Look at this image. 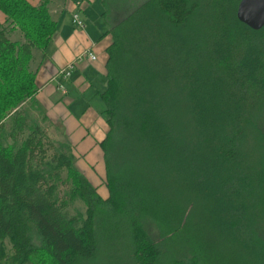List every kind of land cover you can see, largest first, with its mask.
I'll return each instance as SVG.
<instances>
[{
    "label": "trees",
    "instance_id": "16d2710c",
    "mask_svg": "<svg viewBox=\"0 0 264 264\" xmlns=\"http://www.w3.org/2000/svg\"><path fill=\"white\" fill-rule=\"evenodd\" d=\"M115 1L103 198L36 100L53 0H0V264H264V27L239 0Z\"/></svg>",
    "mask_w": 264,
    "mask_h": 264
},
{
    "label": "crops",
    "instance_id": "0c3cea01",
    "mask_svg": "<svg viewBox=\"0 0 264 264\" xmlns=\"http://www.w3.org/2000/svg\"><path fill=\"white\" fill-rule=\"evenodd\" d=\"M28 1L32 5L39 2ZM96 1L53 0L51 11L57 21V29L35 77L37 102L50 125L60 132L64 141L71 144L76 165L90 182V179L95 181L93 172L99 175L105 172L100 142L107 134L108 125L101 93L108 84L107 48L111 43L110 25L92 26L86 21L85 12ZM73 12L79 13L84 27L73 25ZM96 14L103 16L101 12ZM83 53L84 56L79 59ZM88 53L96 58L89 59ZM71 62L74 65L70 76L65 80L59 79L58 71ZM60 83L63 88H59ZM98 192L103 198L107 197L104 196L105 191Z\"/></svg>",
    "mask_w": 264,
    "mask_h": 264
},
{
    "label": "rangeland",
    "instance_id": "374dc122",
    "mask_svg": "<svg viewBox=\"0 0 264 264\" xmlns=\"http://www.w3.org/2000/svg\"><path fill=\"white\" fill-rule=\"evenodd\" d=\"M118 4H120V3L113 0L111 8H110L111 12L108 13V16H106L103 14V11L105 10V4L103 3L102 0H97L95 3L90 5L89 9L85 12L86 21L92 26H96V24H98L100 26H107V24H108L111 26L113 23H115L114 22L115 20H117V19L120 20L122 18V15L120 14V12H117L118 11V9H117ZM50 7H52V4ZM96 12L97 13L101 12V14H103V16L97 15ZM45 126L47 129V134L50 137V139H52L54 141H59V140L64 141L62 136L60 135V132L57 129H55L51 125L47 126L45 124ZM93 174H94L93 178L95 181H93V179H90L92 181L91 183L97 187V190L105 191L104 196L107 195L105 172L102 175H99L97 172H93ZM74 206H75V208H77L81 211L84 210V206L78 201H77V203L75 202ZM107 246H108L109 253H111V254L116 250L115 248L118 247V246L112 247L109 245H107ZM210 251H211V249H210ZM88 264H90V263L88 262ZM91 264H109V263L105 262V259H104V257H102V253H101L98 256V258L95 259L94 262H92Z\"/></svg>",
    "mask_w": 264,
    "mask_h": 264
},
{
    "label": "water",
    "instance_id": "95a60500",
    "mask_svg": "<svg viewBox=\"0 0 264 264\" xmlns=\"http://www.w3.org/2000/svg\"><path fill=\"white\" fill-rule=\"evenodd\" d=\"M237 19L252 30L264 27V0H239Z\"/></svg>",
    "mask_w": 264,
    "mask_h": 264
},
{
    "label": "built area",
    "instance_id": "2783aa9c",
    "mask_svg": "<svg viewBox=\"0 0 264 264\" xmlns=\"http://www.w3.org/2000/svg\"><path fill=\"white\" fill-rule=\"evenodd\" d=\"M71 20H72V23L74 26L80 27V28L84 27L83 20L81 19L78 12L72 13ZM87 55H88V58L91 60H94L96 58L95 55H93L91 53H88ZM83 56H84V53H83V55H80L78 58L80 59ZM73 65H74L73 62H71L67 66H65L64 68L60 69L57 73V77L61 80L67 79L70 76L71 70L73 69ZM59 88H63L61 83L59 84Z\"/></svg>",
    "mask_w": 264,
    "mask_h": 264
}]
</instances>
